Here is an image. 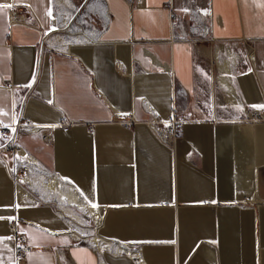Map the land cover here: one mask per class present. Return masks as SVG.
I'll return each mask as SVG.
<instances>
[{"label": "crops", "instance_id": "1", "mask_svg": "<svg viewBox=\"0 0 264 264\" xmlns=\"http://www.w3.org/2000/svg\"><path fill=\"white\" fill-rule=\"evenodd\" d=\"M79 2L0 0L33 20L8 24L0 8V123L21 97L38 129L16 140L45 173L14 183L0 153V264L8 217L29 245L20 264H264V107L251 114L264 105V0H89L109 13L101 40L40 50L50 11ZM202 12L208 46L184 36ZM171 104L169 148L148 121Z\"/></svg>", "mask_w": 264, "mask_h": 264}, {"label": "built area", "instance_id": "2", "mask_svg": "<svg viewBox=\"0 0 264 264\" xmlns=\"http://www.w3.org/2000/svg\"><path fill=\"white\" fill-rule=\"evenodd\" d=\"M89 0H80V2L74 5L68 11L63 13L50 11L49 15L53 23V27L49 30L41 32L39 39V49L53 48L56 51L66 49V45L70 42L75 43H94L101 40V35L108 25L109 13L102 6L94 7L85 3ZM89 5L86 7L85 5ZM12 5L10 8H6V21L8 24H23L31 25L33 20L26 5L22 4H8ZM87 8V9H86ZM92 11V12H91ZM89 12L93 14L96 21L93 22L92 18L88 16ZM174 12L168 11V20L171 27L176 26ZM59 34H53L58 32ZM249 59L250 54L247 53ZM27 92V91H26ZM171 98L173 99L172 93ZM22 98L15 100L14 105H18L16 114L12 115V119L9 123H0V153L8 151L11 155V165L8 168V173L14 183H22L29 186L32 182L37 183L39 179L44 177V171L38 166L37 159L29 152L24 150L17 142V136L23 132H36L37 125L23 119L19 112V107L22 104ZM170 115L165 120L152 119L148 121L152 132L169 148H172L173 140L176 136V129L181 123L175 115L174 107L171 104ZM251 114L258 116L257 109L253 107ZM255 112V113H254ZM42 139H47L48 135L41 134ZM0 162L3 161V157L0 154ZM4 164V163H3ZM100 219L92 220L91 224L82 223L83 232L85 229L92 231L100 225ZM9 226L13 230L12 232V253L13 258L7 261L5 264H20V260L25 251L29 249V245L24 242V235L21 232H17L14 229V220L9 221ZM84 228V229H83ZM87 236L79 234V239L84 240ZM58 256H61L58 253ZM133 264H142L137 255L131 257Z\"/></svg>", "mask_w": 264, "mask_h": 264}, {"label": "rangeland", "instance_id": "3", "mask_svg": "<svg viewBox=\"0 0 264 264\" xmlns=\"http://www.w3.org/2000/svg\"><path fill=\"white\" fill-rule=\"evenodd\" d=\"M85 3H87V4H89V1H86ZM85 5L86 7H88L89 5ZM87 9V8H86ZM92 12V11H91ZM88 16L90 17V18H92V21L93 22H95L96 21V18L93 16V14H91L90 12H89V14H88ZM200 19H201V22L202 23H200L199 25L198 24H195V23H192V28H193V30L191 31H189V32H187V34H186V32H185V35L184 36H187V35H189V36H195L196 38L198 37V38H200L199 40L203 43V44H206V46H208L209 44H211L209 41H208V39H207V37H206V27H205V25H204V13L202 12V14H201V16H200ZM186 25H185V23H184V21H182V27H183V30H185L184 29V27H185ZM189 26V24L187 25V27ZM182 33H183V31H182ZM243 118V117H242ZM242 120V119H241ZM243 120H245V119H243ZM45 179V176L41 179V180H44ZM55 184V183H54ZM56 186H58L59 184H58V180H56V184H55ZM54 186V185H53ZM52 186V188H54ZM59 188V187H58ZM57 192H59V191H57ZM60 193V192H59ZM91 241H95V240H92L91 239Z\"/></svg>", "mask_w": 264, "mask_h": 264}, {"label": "snow or ice", "instance_id": "4", "mask_svg": "<svg viewBox=\"0 0 264 264\" xmlns=\"http://www.w3.org/2000/svg\"><path fill=\"white\" fill-rule=\"evenodd\" d=\"M10 7H12V5H8V4L0 5V8H10ZM254 107H264V105H257V106H254ZM238 110H239V109H238ZM122 115H123V114H122ZM64 179H66V178H64ZM91 206H92L93 208L97 207V205H96L95 203H92ZM17 207H19V206H17ZM0 219H3V217H0ZM8 219H12V217H8Z\"/></svg>", "mask_w": 264, "mask_h": 264}, {"label": "bare ground", "instance_id": "5", "mask_svg": "<svg viewBox=\"0 0 264 264\" xmlns=\"http://www.w3.org/2000/svg\"><path fill=\"white\" fill-rule=\"evenodd\" d=\"M53 34H56L57 35V34H59V31L58 32H54ZM248 54H251V53H248ZM250 58H251V56H250Z\"/></svg>", "mask_w": 264, "mask_h": 264}]
</instances>
